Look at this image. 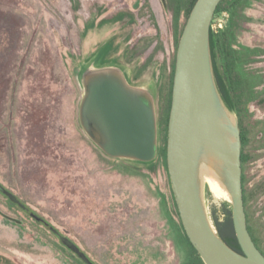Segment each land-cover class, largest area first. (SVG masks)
Listing matches in <instances>:
<instances>
[{"label": "rangeland", "instance_id": "374dc122", "mask_svg": "<svg viewBox=\"0 0 264 264\" xmlns=\"http://www.w3.org/2000/svg\"><path fill=\"white\" fill-rule=\"evenodd\" d=\"M146 2L0 0V184L95 264H184L188 259L160 153L165 117L160 97L174 50L173 21L162 0ZM119 13L123 21H111ZM242 16L233 48L246 53L240 67L254 78L255 101L264 100V0H249ZM229 17L218 14L213 31L224 28ZM111 40L127 80L154 98L157 161L150 168L108 157L79 123L81 74L99 62ZM138 40L144 42L136 59L125 63V48ZM255 101L247 109L261 131L246 173L254 192L251 211L264 231V106ZM226 200L204 186L211 220L213 208L224 219L220 204ZM59 245L44 224L9 208L0 194V264H79Z\"/></svg>", "mask_w": 264, "mask_h": 264}, {"label": "water", "instance_id": "95a60500", "mask_svg": "<svg viewBox=\"0 0 264 264\" xmlns=\"http://www.w3.org/2000/svg\"><path fill=\"white\" fill-rule=\"evenodd\" d=\"M220 2L196 0L177 45L167 124V172L184 232L204 264H264L247 229L238 119L223 102L214 78L210 27ZM94 64L81 74L78 118L82 130L110 158L153 160L157 116L152 94L130 84L120 67ZM202 165L214 172L226 191L241 253L223 241L208 214ZM0 193L44 224L83 263L94 264L1 184Z\"/></svg>", "mask_w": 264, "mask_h": 264}, {"label": "trees", "instance_id": "16d2710c", "mask_svg": "<svg viewBox=\"0 0 264 264\" xmlns=\"http://www.w3.org/2000/svg\"><path fill=\"white\" fill-rule=\"evenodd\" d=\"M249 0H221L219 3L213 20L211 22L210 27V51L212 58V66L214 72L215 82L220 93V96L227 106V108L235 113L238 117V127L240 130V139L241 143L244 145V142H249L248 144V153L252 152L255 148V137L258 132L261 131V125L258 122L253 121L251 114L248 112L247 106L250 102L255 101L257 99V94L251 90V81L254 80L252 78L251 73L244 72L241 69V59L243 56H246V53L243 55L242 52H238L233 48V44L236 40V36L240 30V24L242 23V11L247 7ZM176 2V1H175ZM196 0H184L183 3H175V5L171 4L170 0H162L163 7L170 11L173 21V34H174V50L171 56L169 66H168V75L166 81L164 82L162 88V95L160 97V111L164 110L165 117L162 123V139L164 142L163 147H161L160 153L163 155V161L165 162L164 166L166 167L167 172V164H166V144H167V124L168 117L171 105V91H172V82H173V74L175 67V56L177 45L183 30V27L186 23L188 15L194 5ZM145 4H147L145 0ZM185 5V6H184ZM137 7V6H136ZM142 7L138 9V14ZM228 12L229 13V22L228 24L220 29L217 32H214L212 29V23L215 20L216 16L220 13ZM182 18V19H181ZM124 14L119 13L111 18V21L114 23H119L123 21ZM108 20H102L101 24L107 23ZM158 32V29H156ZM128 42V39L126 40ZM113 40L108 41L106 46L103 48V53L99 56V59L96 66H121V62L119 58H114L113 53H115L118 49V45H113ZM144 41L138 40L131 48H125L124 51V62L130 64L136 59L137 50L139 45H141ZM249 54V53H248ZM253 56V54L251 55ZM143 67V66H142ZM253 85V84H252ZM259 106H264V100L255 101ZM246 158V154L241 150V163L243 158ZM248 159H253V156L247 155ZM130 161V160H126ZM156 158L149 162H136L132 161L135 164H143L148 166L149 168L156 162ZM242 168V166H241ZM168 176V175H167ZM249 177L244 180L242 173V188H243V200H244V210L246 214V223L249 234L257 247L260 253L264 256V246L262 245L261 240H263V227L261 221L259 222L258 218H254L253 213L251 211V203L254 201V192L248 188ZM170 185V184H169ZM248 188V189H247ZM172 195V202L179 216L176 203L173 198L172 191L170 189ZM6 200L7 206L9 208L14 207L22 211L18 205L11 202L5 195L0 193ZM21 201V200H20ZM22 202V201H21ZM23 203V202H22ZM24 204V203H23ZM220 211L223 214L224 219L219 220L218 212L215 208L211 210V217L214 223V226L219 234V236L223 239V241L231 247L233 250L241 253L240 246L236 239V235L233 229L231 211L229 204L224 201L220 204ZM26 214V213H25ZM45 226V225H44ZM56 229V228H55ZM50 231V230H49ZM51 232V231H50ZM52 236L58 239V237L53 233ZM184 241L188 246V259L184 264H204L199 257L197 251L194 249L190 241L188 240L185 232H183ZM59 240V239H58ZM60 243V241H59ZM59 247L70 254L79 264H83L74 254H72L66 247H64L61 243Z\"/></svg>", "mask_w": 264, "mask_h": 264}, {"label": "bare ground", "instance_id": "6f19581e", "mask_svg": "<svg viewBox=\"0 0 264 264\" xmlns=\"http://www.w3.org/2000/svg\"><path fill=\"white\" fill-rule=\"evenodd\" d=\"M201 181L204 186L216 195H226V191L217 179L214 172L206 165H202L200 169Z\"/></svg>", "mask_w": 264, "mask_h": 264}, {"label": "flooded vegetation", "instance_id": "af4514ba", "mask_svg": "<svg viewBox=\"0 0 264 264\" xmlns=\"http://www.w3.org/2000/svg\"><path fill=\"white\" fill-rule=\"evenodd\" d=\"M248 144H249V142H244V145L241 143V150H242V152L244 151V154H246V158H245V156H244V158H243V160H242V163H241V166H242V173H243V178H244V180L245 179H247V173H246V171H247V166L249 165V163H251V161L253 160H251V158H249L248 159V156L247 155H250V156H255L254 155V150L252 151V152H250V153H248ZM30 209V208H29ZM22 212H24V213H26L24 210H22ZM27 214V213H26ZM28 215V214H27ZM29 216V215H28ZM31 217V216H30ZM72 253V252H71ZM73 254V253H72ZM76 256V255H75ZM80 260V259H79ZM81 261V260H80ZM82 262V261H81ZM83 263V262H82ZM83 264H85V263H83ZM95 264V263H94Z\"/></svg>", "mask_w": 264, "mask_h": 264}]
</instances>
